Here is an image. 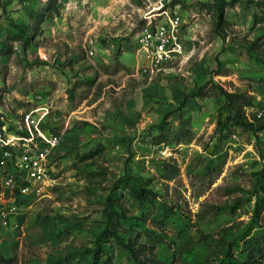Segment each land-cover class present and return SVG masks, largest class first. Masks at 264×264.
Segmentation results:
<instances>
[{"label": "rangeland", "instance_id": "rangeland-1", "mask_svg": "<svg viewBox=\"0 0 264 264\" xmlns=\"http://www.w3.org/2000/svg\"><path fill=\"white\" fill-rule=\"evenodd\" d=\"M48 1L0 0V48L12 49L0 110L8 124L32 111L59 137L52 181L0 234L1 264H92L118 200L131 216L120 235L139 234L163 264H218L264 228V0H223L222 20V0H180L186 59L153 73L134 51L147 0ZM13 23L28 43L9 41ZM225 92L248 101L241 116ZM127 176L150 179L152 204ZM101 247L100 261L131 264L113 240Z\"/></svg>", "mask_w": 264, "mask_h": 264}, {"label": "built area", "instance_id": "built-area-1", "mask_svg": "<svg viewBox=\"0 0 264 264\" xmlns=\"http://www.w3.org/2000/svg\"><path fill=\"white\" fill-rule=\"evenodd\" d=\"M173 1L147 0L145 8L136 9L140 24L134 51L146 73L186 59L180 3ZM263 114L258 111L254 116L260 119ZM40 122V116L28 111L8 124L0 110V234L18 226L17 204L40 196L52 181L59 137Z\"/></svg>", "mask_w": 264, "mask_h": 264}, {"label": "trees", "instance_id": "trees-1", "mask_svg": "<svg viewBox=\"0 0 264 264\" xmlns=\"http://www.w3.org/2000/svg\"><path fill=\"white\" fill-rule=\"evenodd\" d=\"M55 1L56 0L48 1V5L53 9L55 8ZM175 3H180V0H174L173 4ZM215 8L218 11V19L222 20L223 0L221 2L217 1ZM40 21L41 16L36 24L38 25ZM12 25L13 29H15L16 31L8 35L7 38L9 39V41H22L24 43H28L31 39L32 34L29 33L30 28L27 25L21 23H13ZM11 50L12 49L10 48V46L2 44L0 48V55L7 56L11 53ZM199 93L200 90L198 91V94ZM225 98L229 104L237 107V115L241 116L242 107L246 105L248 101L237 94L226 92ZM254 119L255 121L259 122L257 129L263 130L264 119L261 120L255 117ZM235 121L237 123H242L241 121H239V118L235 119ZM154 139L157 141V143L164 140L163 137H159V135L154 137ZM258 175L261 179H264V169H262L258 173ZM127 178V185L129 188L133 189L135 198L138 203L140 205L152 204L155 193L151 190L150 187H148V185L150 184V179H140L132 176H127ZM258 202L260 206L264 208V198L259 200ZM116 206L118 208V211H110L107 223L96 239V246L91 252L92 264H114L111 257H106L105 261H100V258L103 255V249L101 245L102 243L109 242L110 240L116 242V244H118V246L126 252L129 260L131 261V264H163V262L158 261V259L155 258L154 247L152 245L141 243L139 241V234H136L132 237L129 236L127 237V239L120 235L121 232L125 234L127 233L125 224L131 221V216L127 215L126 207L120 200L116 202ZM111 214L115 215V217L112 218ZM257 215L258 210L256 209L252 219L253 222L257 221ZM135 219H138V217H135ZM140 219H143V217H140ZM239 241L241 242V244L238 250H234L233 248H231V245H229L225 251L223 258L219 261L218 264H264V228L255 230V232L253 233L250 230L245 231L239 238ZM3 261L4 259L0 256V264ZM66 264H70L68 258H66Z\"/></svg>", "mask_w": 264, "mask_h": 264}]
</instances>
